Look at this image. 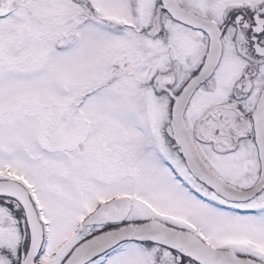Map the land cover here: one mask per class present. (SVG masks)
I'll use <instances>...</instances> for the list:
<instances>
[{
	"label": "snow or ice",
	"instance_id": "1",
	"mask_svg": "<svg viewBox=\"0 0 264 264\" xmlns=\"http://www.w3.org/2000/svg\"><path fill=\"white\" fill-rule=\"evenodd\" d=\"M0 264H264V0H0Z\"/></svg>",
	"mask_w": 264,
	"mask_h": 264
}]
</instances>
